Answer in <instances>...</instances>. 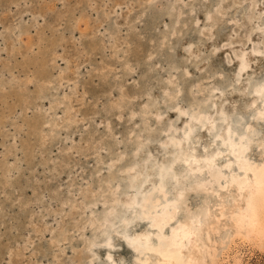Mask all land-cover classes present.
<instances>
[{
    "label": "rangeland",
    "instance_id": "1",
    "mask_svg": "<svg viewBox=\"0 0 264 264\" xmlns=\"http://www.w3.org/2000/svg\"><path fill=\"white\" fill-rule=\"evenodd\" d=\"M251 1L0 0V264H87L82 250L52 240L53 233L67 231L69 216L68 208L54 214L60 205L49 191L57 187L66 193V174L74 161L81 168L72 169V177L82 183L98 155L92 149L90 155H80L70 147L86 145L88 133L104 138L106 130L96 127L102 119L112 124L118 141L131 127L138 131V118L133 125L125 109L120 120L109 111L121 95L134 96V103L124 106L137 109L140 96L149 92L161 102L168 83L172 104L205 106L209 89L223 87L230 73L225 64L211 60L209 48L192 61L183 56L180 44L192 40L206 46L211 39L228 37L225 48L249 47L253 30L264 22V12ZM263 2L259 0V6ZM161 5H172L169 15L160 13ZM207 9L219 11L211 26L203 21ZM197 18L199 26L193 23ZM202 61L199 69L193 68L192 62ZM256 78L252 83L261 77ZM64 97L62 109L50 110ZM159 105L164 110L163 103ZM71 114L69 129L49 131L47 118L55 115L62 124ZM105 140L115 144L109 137ZM45 158L69 165L59 168V174L44 165ZM80 232L73 233L75 241ZM242 246L243 264H264V250Z\"/></svg>",
    "mask_w": 264,
    "mask_h": 264
},
{
    "label": "bare ground",
    "instance_id": "2",
    "mask_svg": "<svg viewBox=\"0 0 264 264\" xmlns=\"http://www.w3.org/2000/svg\"><path fill=\"white\" fill-rule=\"evenodd\" d=\"M258 2L251 1L264 12V2L262 6ZM171 7L161 5L159 11L169 15ZM218 13L207 9L203 21L213 25ZM193 23L199 26V19ZM253 31L249 47L225 48L228 37L211 39L208 46L202 41L181 42L187 60L209 48L211 60L225 64L230 73L223 87L209 89L205 106L203 102L188 108L172 104L168 83L163 85L161 102L149 92L140 96L137 109L124 106L133 104L134 96L121 95L109 111L120 120L125 109L133 125L138 118V131L133 126L118 141L112 124L100 119L96 127L106 130L104 138L88 133L85 146L70 147L80 155H90L91 149L98 155L82 183L72 177V169L81 168L74 161L66 174V193H59L57 187L49 191L60 205L54 214L68 208L69 216L67 231L53 233V242L67 241L76 251L82 250L87 264H243L239 246L264 250V48H260L264 36L259 34L264 33V22ZM192 63L194 69L204 64ZM255 77L261 78L252 83ZM50 83L53 80L46 82ZM59 99L56 105L50 103L53 112L66 103L65 97ZM55 115L45 121L50 132L58 127L65 130L74 122L73 114L62 124ZM105 137L115 144L108 145ZM67 164L46 158L44 162L59 174Z\"/></svg>",
    "mask_w": 264,
    "mask_h": 264
}]
</instances>
